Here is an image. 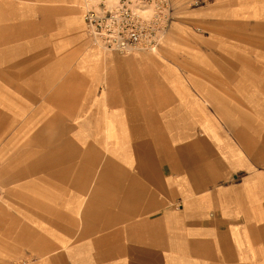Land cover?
<instances>
[{
  "label": "crops",
  "instance_id": "0c3cea01",
  "mask_svg": "<svg viewBox=\"0 0 264 264\" xmlns=\"http://www.w3.org/2000/svg\"><path fill=\"white\" fill-rule=\"evenodd\" d=\"M253 1L259 35L246 15L245 51H230L241 73L224 83L204 63L96 49L80 0H0V117L32 141L0 154L36 157L8 164L19 211L0 217V251L27 253L23 264H264V0ZM62 122L84 127L62 136ZM62 138L87 146L60 164Z\"/></svg>",
  "mask_w": 264,
  "mask_h": 264
},
{
  "label": "rangeland",
  "instance_id": "374dc122",
  "mask_svg": "<svg viewBox=\"0 0 264 264\" xmlns=\"http://www.w3.org/2000/svg\"><path fill=\"white\" fill-rule=\"evenodd\" d=\"M81 1V9L84 15V9L82 7ZM169 2V7L174 12V22L172 23L170 29L164 36L160 47L156 50V52H140L137 53L141 56L147 57L150 56L157 61V63H161V65L168 62L170 52H176V58H171L172 66L175 68H197L201 67L202 63L205 64L207 68H219L221 70L220 74L224 81V83H228L229 79V70L230 68L237 70V73H241L240 69L242 68L244 60H240L238 56H234L229 53V51H233V54L242 53L245 51V43H244V31H246L245 26H243V21L246 18V15L250 16V20L252 21L250 24L253 26L255 24V20L259 19L260 16V7L259 4H256L253 1L251 9L245 6V0H236V13L235 17L237 26L230 27L229 22L230 18L233 19V11L229 12V0H167ZM242 3L241 7L240 4ZM241 9V12L239 11ZM231 15V17H230ZM231 24V23H230ZM85 26V25H84ZM249 28L247 29L251 32L253 37L259 35V28ZM86 30V28H85ZM258 31V32H256ZM87 33V32H86ZM88 35V34H87ZM230 36L233 37L232 42L230 44ZM89 38V37H88ZM254 41V38H252ZM90 44L96 49L108 52L105 49L94 45L89 39ZM260 45H251L252 52L259 51ZM232 48V49H230ZM229 50V51H228ZM219 52V53H218ZM216 54L217 59H202L200 55L204 56H213ZM255 55V54H254ZM130 56V55H128ZM200 62L201 65L199 64ZM208 64V65H207ZM189 74H193L189 71ZM191 77V75H190ZM224 86V85H223ZM65 109H62L64 112ZM65 120L66 118H63ZM6 118L4 115L0 117V150L7 152L6 148L10 147H30L32 145L31 140L12 138L17 135L16 130H8L6 129L5 124ZM20 125H18L19 127ZM76 127H84L83 124H70L62 122L60 125L61 135L66 136L70 135L71 131H75ZM22 136V134H20ZM69 143L68 146L76 147L78 149H83L87 145L86 141H80L75 139H65L62 138L60 140V145L64 143ZM57 146L58 141H50L49 143L46 141L45 146ZM50 144V145H49ZM5 149V150H4ZM34 156H16V155H4L0 154V217H3L4 212H17L19 211L18 206L13 203L11 196L20 195L19 193H12L14 190H18L15 188H6L4 186V180L7 178V173L10 170L8 164L10 163H21L22 160L27 162V160L32 161L35 159ZM78 160H81L78 157ZM7 173V174H6ZM18 201H20L18 199ZM15 202V201H14ZM0 222H2L0 220ZM15 247V246H14ZM29 255H37L41 257L42 255L49 253H28ZM7 258L11 262V264H23L22 262L29 260L30 256L27 253L14 250L13 252H5L4 250L0 251V258Z\"/></svg>",
  "mask_w": 264,
  "mask_h": 264
},
{
  "label": "built area",
  "instance_id": "2783aa9c",
  "mask_svg": "<svg viewBox=\"0 0 264 264\" xmlns=\"http://www.w3.org/2000/svg\"><path fill=\"white\" fill-rule=\"evenodd\" d=\"M91 42L120 55L156 52L174 22L167 0H82Z\"/></svg>",
  "mask_w": 264,
  "mask_h": 264
},
{
  "label": "bare ground",
  "instance_id": "6f19581e",
  "mask_svg": "<svg viewBox=\"0 0 264 264\" xmlns=\"http://www.w3.org/2000/svg\"><path fill=\"white\" fill-rule=\"evenodd\" d=\"M242 3L240 4V7H241ZM239 11L241 12V9H239ZM238 13H236V16H237ZM229 51V50H228ZM229 53L231 54V52L229 51ZM169 60L168 62H165V64L161 65V63H156V67L158 68H175L172 66V63H171V58L172 59H175L176 58V52H170V55H169ZM202 62H200L199 64H201ZM69 143H64L63 145H61L60 149L62 150V153H61V156H60V164L62 163H66L68 161V159H70L71 157L69 156L70 153L68 152L69 149H71L70 146H68ZM70 145V144H69ZM64 151V152H63ZM75 154H77V152H75Z\"/></svg>",
  "mask_w": 264,
  "mask_h": 264
}]
</instances>
